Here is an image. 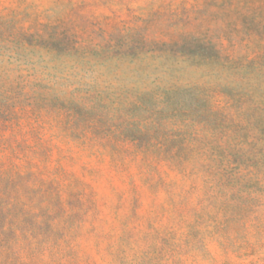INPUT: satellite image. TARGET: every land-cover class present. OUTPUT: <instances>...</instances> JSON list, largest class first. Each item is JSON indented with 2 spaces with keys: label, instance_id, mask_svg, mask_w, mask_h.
Segmentation results:
<instances>
[{
  "label": "rangeland",
  "instance_id": "obj_1",
  "mask_svg": "<svg viewBox=\"0 0 264 264\" xmlns=\"http://www.w3.org/2000/svg\"><path fill=\"white\" fill-rule=\"evenodd\" d=\"M0 264H264V0H0Z\"/></svg>",
  "mask_w": 264,
  "mask_h": 264
}]
</instances>
